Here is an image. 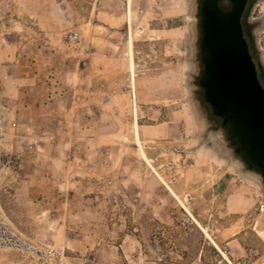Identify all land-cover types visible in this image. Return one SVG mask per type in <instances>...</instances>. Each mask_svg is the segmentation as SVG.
I'll return each instance as SVG.
<instances>
[{"label":"rangeland","instance_id":"1","mask_svg":"<svg viewBox=\"0 0 264 264\" xmlns=\"http://www.w3.org/2000/svg\"><path fill=\"white\" fill-rule=\"evenodd\" d=\"M198 10L0 0V264H262L264 181L195 99ZM246 17L264 69V0ZM107 57L109 77L96 72ZM72 60L93 63L92 82L70 73ZM101 80L117 96L111 140L68 126L73 93L84 105Z\"/></svg>","mask_w":264,"mask_h":264},{"label":"water","instance_id":"2","mask_svg":"<svg viewBox=\"0 0 264 264\" xmlns=\"http://www.w3.org/2000/svg\"><path fill=\"white\" fill-rule=\"evenodd\" d=\"M230 3L229 9L221 7ZM249 0H203L194 17L201 33L204 65L199 86L221 119L219 140L242 170L264 177V85L245 36L243 17Z\"/></svg>","mask_w":264,"mask_h":264},{"label":"crops","instance_id":"3","mask_svg":"<svg viewBox=\"0 0 264 264\" xmlns=\"http://www.w3.org/2000/svg\"><path fill=\"white\" fill-rule=\"evenodd\" d=\"M101 45L105 43V46L107 45L106 42H99ZM258 50L261 54V57L263 59L264 63V33H260L257 40ZM69 64V71L70 73H73L74 76L76 75H86L88 79H90V82H92L93 78V72L92 69L95 68L93 66V63L90 62V64L87 65L86 68H76L77 64L75 60L70 61ZM99 68H96V72H98L101 75L109 74V66H111L112 60L107 57V59H99ZM72 67V69H71ZM87 73V74H86ZM109 77V76H108ZM107 77V78H108ZM105 82V83H104ZM108 81H104L100 83V88H91L90 90V96L88 99H90L88 102H85L84 105H79V102L77 99H79V96L77 93H73V106H71L68 111H66L68 115V120H70V123L68 124L69 128L73 131H76L78 129H84L85 131H91L99 126L101 133L100 137L102 140H111L112 135H109L108 130L111 129H118L116 126L115 128L108 123L112 120L111 115H115L117 113L116 110H114V103L117 99V96L114 92L110 90V86ZM106 86L105 89H103ZM134 99H135V93H133ZM99 100V102H97ZM85 101V100H84ZM99 104V105H98ZM59 123H64L62 119L58 120ZM99 124V125H98ZM74 139L77 138V135L73 137Z\"/></svg>","mask_w":264,"mask_h":264},{"label":"flooded vegetation","instance_id":"4","mask_svg":"<svg viewBox=\"0 0 264 264\" xmlns=\"http://www.w3.org/2000/svg\"><path fill=\"white\" fill-rule=\"evenodd\" d=\"M193 1L198 8H200L201 3L203 2V0H193ZM222 2L220 3V5L222 8H224L222 6ZM244 29H245V36L249 40L250 44H252L253 43V38H252V31H253L252 29L253 28H252V24L248 23L247 20L244 22ZM198 35H199V37H198V52H197L196 57H195L196 73L193 75V79H194L193 84L195 85L194 95H195L196 102H197L198 106L200 107L202 114L204 116V119L207 122V124L209 125V127L212 130L219 131L221 129V119L213 114L211 107L204 100V90L199 86V80H200V78L203 74V70H204V65L200 60V58H201V54H200V38H201L200 28H199V34ZM263 181H264V177H263Z\"/></svg>","mask_w":264,"mask_h":264},{"label":"trees","instance_id":"5","mask_svg":"<svg viewBox=\"0 0 264 264\" xmlns=\"http://www.w3.org/2000/svg\"><path fill=\"white\" fill-rule=\"evenodd\" d=\"M258 0H249V3H248V7H247V10L244 14V17H243V22L246 21V16L248 15V12L250 10V8L257 2ZM222 6L224 7V9H228L230 8V3L228 1H223L222 2ZM251 45V53L253 55V58L254 60L257 62L258 59H259V56H258V53L256 51V48L254 47V43L250 44ZM259 71V79L261 81V83L264 85V72H262L260 69H258Z\"/></svg>","mask_w":264,"mask_h":264},{"label":"bare ground","instance_id":"6","mask_svg":"<svg viewBox=\"0 0 264 264\" xmlns=\"http://www.w3.org/2000/svg\"><path fill=\"white\" fill-rule=\"evenodd\" d=\"M131 37V36H130ZM132 39H130V46L132 47ZM133 48V47H132ZM130 58H131V61L133 62V54H132V52H131V55H130ZM132 65V69H133V64H131ZM133 72V71H132ZM134 76V75H133ZM134 80V79H133ZM136 134H137V137H139V131H138V123H137V132H136ZM139 140V139H138ZM145 157V156H144ZM146 158V157H145ZM146 161H148L147 159H146ZM151 163V162H150ZM157 174V173H156ZM168 186V185H167ZM169 187V186H168ZM169 189H171V188H169ZM186 211H187V209H186ZM188 212V211H187ZM189 213V212H188ZM190 214V213H189ZM191 215V214H190ZM194 219V218H193ZM195 221V220H194ZM197 222V221H196ZM195 222V223H196ZM198 223V222H197ZM199 224V223H198ZM204 231H205V229L204 228H202ZM207 232V231H206ZM205 232V233H206ZM216 247L218 248V246L216 245ZM219 249V248H218ZM220 252H221V254L227 259V256H226V254L223 252V251H221V250H219Z\"/></svg>","mask_w":264,"mask_h":264},{"label":"built area","instance_id":"7","mask_svg":"<svg viewBox=\"0 0 264 264\" xmlns=\"http://www.w3.org/2000/svg\"><path fill=\"white\" fill-rule=\"evenodd\" d=\"M68 39H69V41L72 42V43H76V42H78V41L80 40L79 33H78V32H75V31L71 32V33L68 35ZM261 210L263 211L264 208L262 207ZM262 264H264V259H263V261H262Z\"/></svg>","mask_w":264,"mask_h":264}]
</instances>
